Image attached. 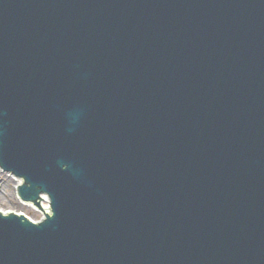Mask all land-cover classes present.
<instances>
[{"label":"water","instance_id":"water-1","mask_svg":"<svg viewBox=\"0 0 264 264\" xmlns=\"http://www.w3.org/2000/svg\"><path fill=\"white\" fill-rule=\"evenodd\" d=\"M0 166V264H264V0H0Z\"/></svg>","mask_w":264,"mask_h":264},{"label":"rangeland","instance_id":"rangeland-1","mask_svg":"<svg viewBox=\"0 0 264 264\" xmlns=\"http://www.w3.org/2000/svg\"><path fill=\"white\" fill-rule=\"evenodd\" d=\"M21 181V178L7 173L0 167V210L23 213L31 220L39 221L44 217L42 211L31 203L23 202L18 196V191L16 188ZM42 204L44 207H49V203L47 202H43ZM40 208H42L45 213L46 209H43V207Z\"/></svg>","mask_w":264,"mask_h":264},{"label":"bare ground","instance_id":"bare-ground-1","mask_svg":"<svg viewBox=\"0 0 264 264\" xmlns=\"http://www.w3.org/2000/svg\"><path fill=\"white\" fill-rule=\"evenodd\" d=\"M48 198V197H47ZM28 203H30V202H28ZM29 205H31V204H29ZM44 207V206H43ZM46 210H45V213L47 212V213H50L51 212V209L48 207V206H46V207H44ZM49 209H50V212H49ZM6 212V211H5Z\"/></svg>","mask_w":264,"mask_h":264}]
</instances>
